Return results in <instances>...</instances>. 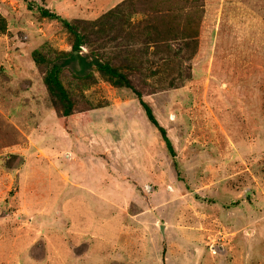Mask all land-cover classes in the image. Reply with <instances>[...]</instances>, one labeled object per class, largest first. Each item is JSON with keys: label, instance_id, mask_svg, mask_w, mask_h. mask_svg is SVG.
I'll return each mask as SVG.
<instances>
[{"label": "rangeland", "instance_id": "1", "mask_svg": "<svg viewBox=\"0 0 264 264\" xmlns=\"http://www.w3.org/2000/svg\"><path fill=\"white\" fill-rule=\"evenodd\" d=\"M0 264H264V0H0Z\"/></svg>", "mask_w": 264, "mask_h": 264}, {"label": "trees", "instance_id": "2", "mask_svg": "<svg viewBox=\"0 0 264 264\" xmlns=\"http://www.w3.org/2000/svg\"><path fill=\"white\" fill-rule=\"evenodd\" d=\"M40 10V14L43 16V17H49L51 19H56V20H59L62 25L69 31L71 32V34L74 35V38H75V42H74V45L73 47L74 48H80L81 46V35L78 33L77 29L75 28V26L69 22L67 19L65 18H62L60 17L59 15L49 11L48 9H45V8H39ZM72 59H76L77 62L79 63V65L82 67V69L80 70V73H84L85 70H87L88 68H90L94 63L93 61H89L88 58L86 56H82L80 58H78L77 56L75 57V55H71L70 58H67L63 61V63L65 64H69L71 62ZM98 68H101L103 70H108L109 72L111 73H114L110 68L104 66V65H97ZM59 69H60V66L59 65H55L53 67V69L51 70L50 72V80L51 82L61 90V85H60V82H59V79L57 77L58 75V72H59ZM122 80H123V83L126 85L129 84V81L127 78H124L122 77ZM139 101H140V105L141 107L143 108L144 112H145V115L148 119V121L153 124L160 132L161 134V137L165 143V146L167 148V150L169 151L170 155L172 157L175 156V152H174V148L169 140V138L167 137V134L165 132V129L160 126V124L158 123L155 115L153 114V111L151 109V107L146 103L144 102L143 100H141V98L139 97ZM70 113L68 112H65L63 113L64 116L66 115H69Z\"/></svg>", "mask_w": 264, "mask_h": 264}, {"label": "water", "instance_id": "3", "mask_svg": "<svg viewBox=\"0 0 264 264\" xmlns=\"http://www.w3.org/2000/svg\"><path fill=\"white\" fill-rule=\"evenodd\" d=\"M72 54L75 55V56H77L78 58L80 57V52L77 51V50H74V51L72 52ZM160 229H161V232H163L164 226L162 225V226L160 227Z\"/></svg>", "mask_w": 264, "mask_h": 264}, {"label": "crops", "instance_id": "4", "mask_svg": "<svg viewBox=\"0 0 264 264\" xmlns=\"http://www.w3.org/2000/svg\"><path fill=\"white\" fill-rule=\"evenodd\" d=\"M109 0H106V2H108ZM111 1V0H110ZM86 119H88V118H85V119H81V122L83 121V120H86Z\"/></svg>", "mask_w": 264, "mask_h": 264}]
</instances>
